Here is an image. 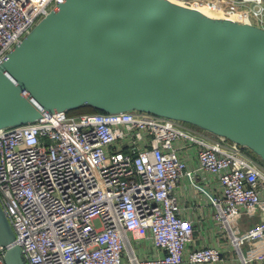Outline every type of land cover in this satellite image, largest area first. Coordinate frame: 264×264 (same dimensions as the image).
Wrapping results in <instances>:
<instances>
[{
    "label": "built area",
    "instance_id": "obj_1",
    "mask_svg": "<svg viewBox=\"0 0 264 264\" xmlns=\"http://www.w3.org/2000/svg\"><path fill=\"white\" fill-rule=\"evenodd\" d=\"M62 1L0 0V63ZM173 1L216 5L264 27V0ZM248 149L149 111L62 110L0 128V204L27 264L223 262L221 245L194 244L197 222L184 213L180 191L186 179L239 248L255 243L242 261H264V160ZM209 177L215 192L205 186ZM246 213L256 220L240 232ZM6 249L0 245V264Z\"/></svg>",
    "mask_w": 264,
    "mask_h": 264
},
{
    "label": "water",
    "instance_id": "obj_2",
    "mask_svg": "<svg viewBox=\"0 0 264 264\" xmlns=\"http://www.w3.org/2000/svg\"><path fill=\"white\" fill-rule=\"evenodd\" d=\"M91 105L144 110L264 160V27L173 0H64L0 63V128ZM0 204L6 264H27Z\"/></svg>",
    "mask_w": 264,
    "mask_h": 264
},
{
    "label": "crops",
    "instance_id": "obj_3",
    "mask_svg": "<svg viewBox=\"0 0 264 264\" xmlns=\"http://www.w3.org/2000/svg\"><path fill=\"white\" fill-rule=\"evenodd\" d=\"M213 6L217 7L216 5ZM205 183L209 191L215 192L216 188L213 178H207ZM180 191L182 202L186 207L184 213L194 218L197 222L194 244H217L225 249V256L227 257L225 261L211 264H246L242 261L241 255H247L255 243L246 241L241 243L239 248L230 232L220 227V224L214 219L213 212L215 209L207 195L191 187L186 179L183 181ZM255 220L256 217L250 216L247 213L243 214L240 219V232L247 231L254 224ZM144 245L145 249L149 251L148 253H154V247L151 243L145 242ZM247 264H264V261L250 259Z\"/></svg>",
    "mask_w": 264,
    "mask_h": 264
},
{
    "label": "trees",
    "instance_id": "obj_4",
    "mask_svg": "<svg viewBox=\"0 0 264 264\" xmlns=\"http://www.w3.org/2000/svg\"><path fill=\"white\" fill-rule=\"evenodd\" d=\"M88 111H101V110H98L96 109L95 107L91 106V105H82L78 108H75V109H72V110H68V112L70 114H78V113H82V112H88ZM191 124V123H190ZM194 125V124H193ZM197 126V125H195ZM199 127V126H197ZM248 151H251L252 153H254L253 150L251 149H248ZM255 154V153H254ZM256 155V154H255Z\"/></svg>",
    "mask_w": 264,
    "mask_h": 264
},
{
    "label": "rangeland",
    "instance_id": "obj_5",
    "mask_svg": "<svg viewBox=\"0 0 264 264\" xmlns=\"http://www.w3.org/2000/svg\"><path fill=\"white\" fill-rule=\"evenodd\" d=\"M198 7L202 8V9H205V10H208V11H211V12H214V13H220V14H223V15H227V14H224L223 12H221V10L219 8L214 7L213 5H210V4H203V5H200ZM227 16H231V17H234V18L242 20V18H241V16L239 14H229Z\"/></svg>",
    "mask_w": 264,
    "mask_h": 264
},
{
    "label": "bare ground",
    "instance_id": "obj_6",
    "mask_svg": "<svg viewBox=\"0 0 264 264\" xmlns=\"http://www.w3.org/2000/svg\"><path fill=\"white\" fill-rule=\"evenodd\" d=\"M217 8H218V6H217ZM199 9L202 10V11H204L205 13H207L209 15H212V16H224V17H230V18H233V19H237V18H234V17H231V16H227V15L220 14V13H214V12H211V11H208V10H205V9H202V8H199ZM237 20H240V19H237ZM240 21H243V20H240Z\"/></svg>",
    "mask_w": 264,
    "mask_h": 264
}]
</instances>
